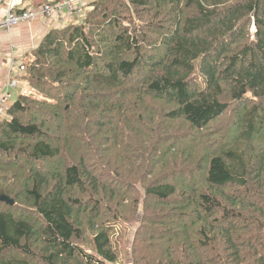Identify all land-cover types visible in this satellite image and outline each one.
<instances>
[{"label":"trees","instance_id":"trees-1","mask_svg":"<svg viewBox=\"0 0 264 264\" xmlns=\"http://www.w3.org/2000/svg\"><path fill=\"white\" fill-rule=\"evenodd\" d=\"M68 18L0 116V264H119L135 224L131 264H264V0Z\"/></svg>","mask_w":264,"mask_h":264},{"label":"crops","instance_id":"crops-1","mask_svg":"<svg viewBox=\"0 0 264 264\" xmlns=\"http://www.w3.org/2000/svg\"><path fill=\"white\" fill-rule=\"evenodd\" d=\"M54 1L56 0H15L13 11L36 9L42 4ZM68 19L66 14L54 13L50 17H37L32 21L12 26L8 30H0V96L4 90L5 76L10 65L17 73L19 63L24 60V54L36 47L49 29L66 24Z\"/></svg>","mask_w":264,"mask_h":264},{"label":"built area","instance_id":"built-area-1","mask_svg":"<svg viewBox=\"0 0 264 264\" xmlns=\"http://www.w3.org/2000/svg\"><path fill=\"white\" fill-rule=\"evenodd\" d=\"M91 0H57L52 4L45 3L36 9H26L21 11H13L15 0H3L0 2V30H8L22 22H28L37 17H50L54 13L71 15L72 13L81 12ZM5 7V9H3ZM24 70V63L18 66V72L15 73L9 68L7 79H5L4 90L0 96V116L5 111L6 102L11 96V91L18 84L17 75ZM20 71V72H19Z\"/></svg>","mask_w":264,"mask_h":264},{"label":"rangeland","instance_id":"rangeland-1","mask_svg":"<svg viewBox=\"0 0 264 264\" xmlns=\"http://www.w3.org/2000/svg\"><path fill=\"white\" fill-rule=\"evenodd\" d=\"M67 16H69V15H67ZM22 63L23 62L19 63V66ZM11 66L12 65H10V67ZM8 72L9 71H7L5 79H7ZM21 92L28 94V93H31L32 90L28 87V85L26 83H24L22 81H18L17 86L12 89L11 96H10L9 100L6 102L5 106H8L15 99L16 94L21 93ZM136 227H137L136 224L130 225L128 227L127 231L125 232V234H123L119 228H116L114 230V233L111 235L112 236V242H113L112 245L114 247H116V249L119 250L121 253V257H119V260H118V262H120L119 264H131V263H128V262H130L129 258H130V253H131L130 244H131V240H132V237H133V234H134Z\"/></svg>","mask_w":264,"mask_h":264},{"label":"water","instance_id":"water-1","mask_svg":"<svg viewBox=\"0 0 264 264\" xmlns=\"http://www.w3.org/2000/svg\"><path fill=\"white\" fill-rule=\"evenodd\" d=\"M0 199H1L2 201H5V202L9 203L10 205L13 204V200L10 199V198H9L8 196H6V195H1V196H0Z\"/></svg>","mask_w":264,"mask_h":264}]
</instances>
